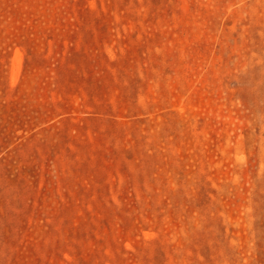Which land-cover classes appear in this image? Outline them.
Instances as JSON below:
<instances>
[{
	"label": "rangeland",
	"instance_id": "1",
	"mask_svg": "<svg viewBox=\"0 0 264 264\" xmlns=\"http://www.w3.org/2000/svg\"><path fill=\"white\" fill-rule=\"evenodd\" d=\"M0 264H264V0H0Z\"/></svg>",
	"mask_w": 264,
	"mask_h": 264
}]
</instances>
